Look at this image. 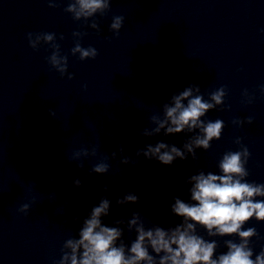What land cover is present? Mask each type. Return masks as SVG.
<instances>
[{"label": "clouds", "instance_id": "obj_1", "mask_svg": "<svg viewBox=\"0 0 264 264\" xmlns=\"http://www.w3.org/2000/svg\"><path fill=\"white\" fill-rule=\"evenodd\" d=\"M61 2L47 0L50 8L58 7ZM111 3L112 0H68L64 11L70 13L75 21L87 22L97 14L103 17L110 11ZM124 20L123 16H113L109 30L118 36ZM88 26L100 32L98 21L93 19ZM86 34L79 31L72 33L76 43L71 54H78L81 61L95 59L98 55L96 48L81 46L79 41ZM59 38L64 39L63 35ZM27 39L33 50H38L42 44L49 45L52 53L47 57L48 63L61 76L68 72V56L61 54L55 33H28ZM68 79H73V75L68 74ZM261 91L264 92V86ZM226 95V87L222 86L211 92L208 100H205L198 85H190L174 94L168 103L163 104L162 115L149 118L155 127L144 129L141 135L151 137L160 134L162 130L164 135L182 132L197 134L190 136L183 149L157 142L155 145H146L137 152V156L156 159L163 165H171L177 158L186 160L189 155L197 159V149L207 151L211 148V142L222 136L225 127L223 120L206 121L203 118L209 111L221 108ZM243 95L248 98V103L252 102L253 98L247 89ZM232 123L237 126L252 124L253 117L236 118ZM234 142L240 149L223 154L218 162L219 174L201 170L188 178L187 183L191 185L189 202L174 198L171 212L181 218V223L167 229L161 226L146 228L141 213L134 211L131 219L127 220V229L129 232L134 230L136 238L128 246L123 240L124 230L119 227L125 223L123 219L115 221L116 226H107L102 222V218L109 215L111 204L107 198H102L84 219L78 238L70 237L64 241L61 257L55 264H264V248L255 253L251 245L252 239L258 237L259 233L255 227L244 228L253 219L264 222V199H257L264 198V184L247 181L249 171L246 164L251 153L243 145L242 138L237 137ZM96 155L97 148L93 147L91 151L83 149L75 153L70 160L77 161L81 157ZM115 155L113 153L112 158ZM106 159L96 163L91 171L97 174L108 173L110 165L105 162ZM121 163L134 162L124 157ZM78 166L82 168L83 161ZM74 183L77 187L81 185L79 179ZM138 202L139 197L129 193L117 200V205ZM29 207V204H23L19 211L27 214ZM198 228L206 230L209 237L236 236L238 242L225 240L227 250L217 255V241L206 240L199 234Z\"/></svg>", "mask_w": 264, "mask_h": 264}]
</instances>
